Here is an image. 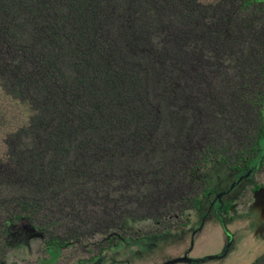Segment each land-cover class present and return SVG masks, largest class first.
I'll list each match as a JSON object with an SVG mask.
<instances>
[{"label":"trees","instance_id":"trees-1","mask_svg":"<svg viewBox=\"0 0 264 264\" xmlns=\"http://www.w3.org/2000/svg\"><path fill=\"white\" fill-rule=\"evenodd\" d=\"M0 87L32 112L0 160V258L27 220L55 258L101 236L96 264L123 222L197 212L209 166H263L264 0H0Z\"/></svg>","mask_w":264,"mask_h":264},{"label":"rangeland","instance_id":"rangeland-1","mask_svg":"<svg viewBox=\"0 0 264 264\" xmlns=\"http://www.w3.org/2000/svg\"><path fill=\"white\" fill-rule=\"evenodd\" d=\"M198 1L211 4L219 0ZM31 114L27 105L12 99L0 87V160L6 157L8 135L26 126ZM205 176L211 190L226 192L236 175L223 165H214L209 166ZM253 182L263 188L253 190L249 200L247 194L243 195L244 185L224 197L227 206L222 218L214 213L204 217L207 206L203 202L199 212L173 214L164 228L150 220L123 222L118 233L125 237L105 250L96 264H167L186 257L185 253L186 258L202 262L174 264H253L264 254V164ZM8 231V248L0 258L1 264H79L100 253L95 245L102 241L99 235L69 241L55 258L46 253L44 237L27 220L10 225Z\"/></svg>","mask_w":264,"mask_h":264},{"label":"flooded vegetation","instance_id":"flooded-vegetation-1","mask_svg":"<svg viewBox=\"0 0 264 264\" xmlns=\"http://www.w3.org/2000/svg\"><path fill=\"white\" fill-rule=\"evenodd\" d=\"M258 171L259 169L253 166L249 170H246L244 172H232L235 173L236 176H235V181L232 182L229 191L223 192L220 190H212L210 191V194L207 196V198L204 199V204L206 203L207 206L206 215L204 217L208 216L210 213H214L217 217L222 218L221 216L222 212L223 210H225L227 206V204H224V197H227L226 195H229L230 192H233V190L237 189L241 185L245 186L243 195L247 194L249 200V196L252 194L253 190L257 188H263L262 186L257 185L253 182V177L255 176L256 173H258ZM202 207L203 204L200 206L197 212H199L202 209ZM203 218L201 217V221H203ZM184 256L187 257V253H185Z\"/></svg>","mask_w":264,"mask_h":264},{"label":"water","instance_id":"water-1","mask_svg":"<svg viewBox=\"0 0 264 264\" xmlns=\"http://www.w3.org/2000/svg\"><path fill=\"white\" fill-rule=\"evenodd\" d=\"M180 262L191 263V260L184 257V258H179V259H176L174 261L168 262L167 264H174V263H180Z\"/></svg>","mask_w":264,"mask_h":264}]
</instances>
